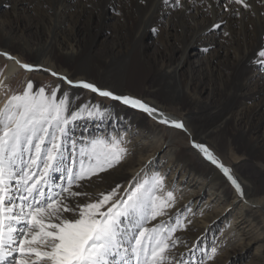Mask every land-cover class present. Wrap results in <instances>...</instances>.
<instances>
[{"label":"bare ground","instance_id":"1","mask_svg":"<svg viewBox=\"0 0 264 264\" xmlns=\"http://www.w3.org/2000/svg\"><path fill=\"white\" fill-rule=\"evenodd\" d=\"M251 2L254 12L237 17L224 10L226 0L203 4L196 0L194 6L182 0V8H174L173 0L168 6L162 0H0V51L73 80L85 79L142 98L169 120L185 126L177 129L159 123L158 115L153 118L107 98L96 100V94L54 77L53 82L60 85L57 99L68 91L72 110L81 105L77 99L81 94L87 103L101 104L105 110L102 118L85 116L74 123L81 142L123 137L128 149L119 165L82 182V188H73L89 196L68 202H90L113 188L121 196L129 186L158 173L165 178L164 191H172L176 203L167 216L149 221L148 226L174 223L179 215L186 230L176 235L188 245L179 249L183 259L190 260L188 252L198 245L204 246L203 254L205 240L220 223L208 249L217 247V254L208 264H264V218L254 216L264 211V66L253 62L264 45V4ZM209 6L211 15L204 11ZM219 21H226L224 32L229 35L209 31ZM81 28L89 39L80 38ZM101 43L110 44L113 56L99 65L90 54ZM150 70L153 79L138 94L129 92L135 86V73ZM20 73L27 78L50 74L26 71L15 60L0 56V97L11 85L15 89L24 82L25 87L21 78L14 79ZM31 81L34 91L41 87ZM8 97L2 96L0 106ZM176 139L186 145L178 146ZM193 142L204 144L231 170L242 186L243 197ZM234 144L242 154L235 151ZM248 158L254 163L248 164ZM55 176L62 183L59 174ZM102 209L106 211V205Z\"/></svg>","mask_w":264,"mask_h":264},{"label":"snow or ice","instance_id":"2","mask_svg":"<svg viewBox=\"0 0 264 264\" xmlns=\"http://www.w3.org/2000/svg\"><path fill=\"white\" fill-rule=\"evenodd\" d=\"M169 2L162 0L165 6ZM205 2L200 0L201 4ZM259 2L264 4V0ZM188 3L194 6L196 0ZM173 7H184L182 0H173ZM210 8L204 9L209 15ZM224 10L237 17L254 12L251 0H226ZM221 23H213L209 31L219 29ZM152 31L155 34L157 29ZM0 56L15 60L26 71L48 72L72 88L85 89L153 118L158 115L161 124L185 128L182 122L169 120L142 98L117 93L85 79L73 80L41 64L21 62L7 51H0ZM253 62L264 66V45L256 52ZM58 90L60 85L53 87L50 95L45 94L43 86L34 91L29 80L21 93L12 94L0 106V264H208L213 261L217 254L215 246L201 258L183 259L179 249L188 245L176 235L186 230L179 215L174 223L162 221L148 226L149 221L167 216V210L176 203L174 193L164 191L165 178L158 173L126 189V198L113 201L116 194L113 188L90 202L74 205L68 202L89 196L73 188H82V182L119 165L128 149L123 146V137H95L87 142L73 139L69 133L76 121L85 116L102 118L105 110L101 104L87 102L72 110L69 92L64 91L57 99ZM193 147L222 172L237 194L244 196L237 178L208 147L195 142ZM55 174H59L62 183L56 182ZM109 204L106 211L101 210ZM69 212L71 216L64 215Z\"/></svg>","mask_w":264,"mask_h":264},{"label":"rangeland","instance_id":"3","mask_svg":"<svg viewBox=\"0 0 264 264\" xmlns=\"http://www.w3.org/2000/svg\"><path fill=\"white\" fill-rule=\"evenodd\" d=\"M2 7L6 11L8 10V6L7 5H4ZM221 22L222 21H219L218 23H221ZM225 23H226V21H223V23H221V27L219 29L213 30L214 32H216V34H218V36H220V34H224V29L226 28V24ZM80 34H81L80 38H82V39H87L88 38L87 35H86V33L83 31V29L81 30V33ZM111 48L112 47L108 43H106V44H104V43L97 44L95 46L93 52L90 54L91 55V58L94 59L93 61L95 63H98L99 65H102V62L107 61L110 56H113ZM149 58L151 60V64L154 65V58L151 55H149ZM191 62H192V65H193L194 61H191ZM183 72L187 74L186 69H183ZM134 76H135L134 77V79H135L134 85L135 86L133 87L134 89H132L129 92L134 93V94H138L141 91L143 85L146 82H148V80H152L153 79V72H152V70L147 71V72L146 71L145 72L144 71H137V73H135ZM14 77H15L14 79L21 78V81H25V87H26L27 81L33 80L37 85H39L41 87L42 86L45 87V90H46L45 93H46V95H50L52 88L57 85L55 82H53L52 79H54V77L52 75H50V74L49 75H46V76L40 75V74H35V75L32 74L31 76H29L27 78V76H25L24 73H20V74H16V76H14ZM42 77H44V78H42ZM25 87H24V82L21 84V86H17V88H15V89H13V86L12 85L9 86L7 90H4V92H2V95L0 97V103L2 102V96L5 97V95H8V94L10 96V94H12L13 91H14L13 94L21 93ZM98 97L99 96L96 95V100H98L99 98H101V97H99V98ZM77 99H78V103L79 104H82V103H84V102L87 101V98H86V96H84V94L83 95L82 94L79 95ZM90 132L91 131L89 130V133ZM79 133L81 134V132H79ZM165 134L168 137L174 138V136L172 134H170L169 132H165ZM70 135L73 136L74 138H76L75 140H77L78 142H81V136H78V132H75L74 129H73L72 132H70ZM94 135H95V133L92 132V135L91 136H94ZM174 141L180 147H183V146L186 145V142H184L181 139H179V140L176 139ZM123 146H125V145H123ZM233 147L235 148V151H237L239 155L242 154L243 151L241 149H239V146L236 147L235 144H234ZM213 154L217 158V155L215 153H213ZM247 162H248V164L254 163V161L252 159H249V158H248V161ZM134 186L135 185H133L132 187H134ZM263 186H264V184H263ZM130 187L131 186H129V188ZM121 197L126 198L125 192H124V195H121V196H119L118 194H115V196L113 197V201L116 200V199H119ZM108 206H110V204L109 205H106V207H108ZM102 211H103V209H102ZM255 214L258 217L264 218V211H262V210H260L259 213H254V216H255ZM219 224L220 223H218L217 226ZM217 226L215 227L216 231H215V229L213 231H211L212 232V235H211L210 239L205 240V243H206V251L207 252H208L209 247L211 245H213L214 239L217 237V232L219 231V230H217V228L219 229V226L218 227ZM200 243H202V241ZM203 247L204 246L198 245L193 250H190L188 252V254H187L189 256L188 259L192 260V259H196V258L203 257V254L201 253ZM251 257H253V251H251L250 258Z\"/></svg>","mask_w":264,"mask_h":264}]
</instances>
